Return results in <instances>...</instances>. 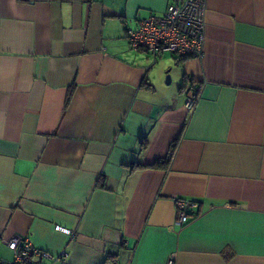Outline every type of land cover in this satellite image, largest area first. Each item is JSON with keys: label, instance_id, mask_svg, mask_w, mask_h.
Masks as SVG:
<instances>
[{"label": "crops", "instance_id": "0c3cea01", "mask_svg": "<svg viewBox=\"0 0 264 264\" xmlns=\"http://www.w3.org/2000/svg\"><path fill=\"white\" fill-rule=\"evenodd\" d=\"M173 1L0 0L1 261L264 264V0H206L201 59L131 49Z\"/></svg>", "mask_w": 264, "mask_h": 264}, {"label": "built area", "instance_id": "2783aa9c", "mask_svg": "<svg viewBox=\"0 0 264 264\" xmlns=\"http://www.w3.org/2000/svg\"><path fill=\"white\" fill-rule=\"evenodd\" d=\"M205 5L206 0H174L160 17L148 16L138 21L135 29H129L126 37L133 50L150 54L154 59L164 54H173L181 58L201 59L205 41ZM190 94L186 96L184 107L192 113L200 92V87L191 83ZM177 213L176 223L185 225L199 205L194 201L174 200ZM54 230L73 237V232L60 225ZM7 247L13 252L11 262L0 260V264H40L44 260L55 258L37 247L28 238L13 237ZM168 264H174L171 257Z\"/></svg>", "mask_w": 264, "mask_h": 264}, {"label": "trees", "instance_id": "16d2710c", "mask_svg": "<svg viewBox=\"0 0 264 264\" xmlns=\"http://www.w3.org/2000/svg\"><path fill=\"white\" fill-rule=\"evenodd\" d=\"M163 165H166V161L165 162H160V161L156 162L154 165H152V167L153 168H161Z\"/></svg>", "mask_w": 264, "mask_h": 264}, {"label": "water", "instance_id": "95a60500", "mask_svg": "<svg viewBox=\"0 0 264 264\" xmlns=\"http://www.w3.org/2000/svg\"><path fill=\"white\" fill-rule=\"evenodd\" d=\"M165 82H166V84L170 83V77L168 75L166 76V81Z\"/></svg>", "mask_w": 264, "mask_h": 264}, {"label": "rangeland", "instance_id": "374dc122", "mask_svg": "<svg viewBox=\"0 0 264 264\" xmlns=\"http://www.w3.org/2000/svg\"><path fill=\"white\" fill-rule=\"evenodd\" d=\"M168 76H170V74H168ZM170 86V85H169Z\"/></svg>", "mask_w": 264, "mask_h": 264}]
</instances>
